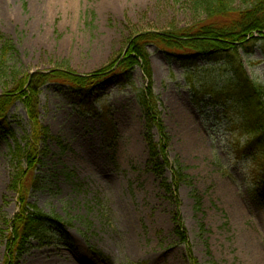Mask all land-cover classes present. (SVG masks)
Segmentation results:
<instances>
[{
    "label": "rangeland",
    "instance_id": "1",
    "mask_svg": "<svg viewBox=\"0 0 264 264\" xmlns=\"http://www.w3.org/2000/svg\"><path fill=\"white\" fill-rule=\"evenodd\" d=\"M198 17L186 0H0V38L15 47L17 79L59 69L93 76L119 61L132 38L184 29ZM146 51L166 161L181 165L184 183L171 187L169 169L159 176L149 165L141 69L125 85L105 78L86 98L93 112L66 86L48 83L36 97L40 141L28 144L21 102L7 114L13 138L0 137V264H9L21 209L48 224L19 244L13 264H264L254 158L262 149L236 107L203 94L227 87L232 74L222 62L183 65L155 45ZM239 56L248 80L264 87L260 51ZM28 151L38 161L33 172L17 157Z\"/></svg>",
    "mask_w": 264,
    "mask_h": 264
},
{
    "label": "trees",
    "instance_id": "2",
    "mask_svg": "<svg viewBox=\"0 0 264 264\" xmlns=\"http://www.w3.org/2000/svg\"><path fill=\"white\" fill-rule=\"evenodd\" d=\"M186 1L189 7L199 14L196 22L184 29L164 33H143L132 38L127 44V51L119 61L113 62L108 70L93 76H78L59 69L17 79L15 47L10 40L1 37L0 83L5 84L6 87L3 89L4 93L0 95V137L13 138L7 123V114L16 102L23 104L30 127L32 126L28 144L39 142L40 137L45 135L37 123L36 114L37 90L42 86L48 83L66 86L72 94L82 100L85 111L93 112L94 108L86 103L87 96L97 91L105 78H113L120 85L128 84L131 80V72L138 67L148 80V85L139 94L138 104L145 128L151 135L147 140L149 165L159 176L169 169L172 178L171 187L177 189L184 183L185 177L182 175L180 164L174 162L170 166L166 161L169 139L160 117L158 101L152 93V75L146 48L148 45H155L183 65L196 64L199 60L222 62L232 74V82L227 87L203 94L215 100L217 104L224 105L229 102L239 110L249 134L253 136L252 141L260 146L263 152L261 159L256 156L254 158L261 172L257 191L259 194H264V87L252 84L248 80L239 56L240 52L252 55L255 49H258L264 58V0H241L238 9L231 7L230 0ZM153 132L158 135L157 143L153 140ZM33 152L28 151L22 157L17 156L19 160L27 163L26 168L32 172L38 163ZM23 173L28 175L27 179L31 177L29 171ZM33 177L30 179V187L37 182ZM168 187L167 189L165 187V190L168 191ZM21 194L24 198L23 189ZM22 203L25 205L24 200ZM47 224L48 220L41 214L32 216L27 210L21 209L10 229L9 238L11 237L13 245L8 252L7 262L9 264L16 262L19 254L24 251L19 244L44 231Z\"/></svg>",
    "mask_w": 264,
    "mask_h": 264
}]
</instances>
